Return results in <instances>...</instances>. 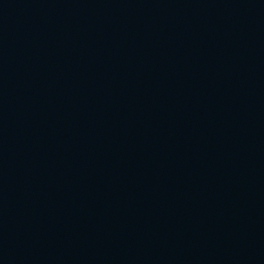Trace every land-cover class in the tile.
I'll return each mask as SVG.
<instances>
[{
	"label": "water",
	"instance_id": "water-1",
	"mask_svg": "<svg viewBox=\"0 0 264 264\" xmlns=\"http://www.w3.org/2000/svg\"><path fill=\"white\" fill-rule=\"evenodd\" d=\"M0 264H264V0H0Z\"/></svg>",
	"mask_w": 264,
	"mask_h": 264
}]
</instances>
